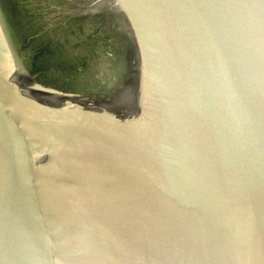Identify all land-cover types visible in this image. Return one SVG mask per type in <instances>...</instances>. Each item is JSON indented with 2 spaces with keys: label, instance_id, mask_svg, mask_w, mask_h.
<instances>
[{
  "label": "water",
  "instance_id": "95a60500",
  "mask_svg": "<svg viewBox=\"0 0 264 264\" xmlns=\"http://www.w3.org/2000/svg\"><path fill=\"white\" fill-rule=\"evenodd\" d=\"M129 92L30 71L0 2V264H264V0H88Z\"/></svg>",
  "mask_w": 264,
  "mask_h": 264
},
{
  "label": "flooded vegetation",
  "instance_id": "af4514ba",
  "mask_svg": "<svg viewBox=\"0 0 264 264\" xmlns=\"http://www.w3.org/2000/svg\"><path fill=\"white\" fill-rule=\"evenodd\" d=\"M87 1L44 0L37 3L42 6V11L34 12L35 0H0L15 44L30 71L46 81L76 91L85 89L84 84L91 81L93 66L102 65L107 56L119 65L125 58V50L117 53L121 48L116 45L117 38L108 33L110 29L120 37L123 29L115 14H107L106 6H96L70 16L66 14L69 10L75 11L77 2ZM51 30L59 32L50 35ZM67 34L73 45L65 50V55L61 52L62 61L68 66L69 61L79 56L88 57L89 61L72 66L76 70L68 76H58L59 70H54L56 67L50 64L60 52L55 50L54 43L59 48ZM77 38H80L79 50L75 42Z\"/></svg>",
  "mask_w": 264,
  "mask_h": 264
},
{
  "label": "rangeland",
  "instance_id": "374dc122",
  "mask_svg": "<svg viewBox=\"0 0 264 264\" xmlns=\"http://www.w3.org/2000/svg\"><path fill=\"white\" fill-rule=\"evenodd\" d=\"M36 4L34 5V12H40L42 11V6L37 5L38 2L44 1V0H35ZM113 30H108V33H111L112 36L116 37L118 40V47H121L120 50L117 53L122 52V50H125L124 52V61L121 65L115 64V62L112 60L111 56H107L105 59V62L100 65L96 64L93 66V73L91 75V81L88 84H84L83 86L85 89H82V92H89V93H95V94H107L109 96H115V95H122L127 94L129 90V82H130V77L128 74V70L130 69L129 67V59H128V51H127V46H128V41H127V36L125 32H123V35L119 37L118 34L112 32ZM57 30H51L48 32L50 35H53L54 33L56 34ZM117 35V36H115ZM63 42L61 46L56 45L55 50L60 51L57 53L56 58H54L53 62L50 63L51 66L56 67L54 70H59L60 73H58V76H68L70 72H73L76 70V68L72 67L74 65L85 63L89 61L88 57H81L79 58H74V61H69V66L64 63L63 58L61 57V52L63 51L65 55V50H68L73 45V42L70 41L68 34L63 36ZM83 40V37H82ZM79 41L80 38L76 39V45L78 46V50L80 49L79 46ZM82 43V41H81ZM114 44V42H112ZM122 49V50H121ZM56 54V53H55ZM68 60L70 59L69 57H66ZM65 72V73H64ZM110 77V78H109Z\"/></svg>",
  "mask_w": 264,
  "mask_h": 264
}]
</instances>
